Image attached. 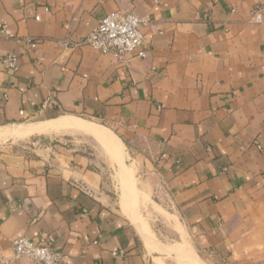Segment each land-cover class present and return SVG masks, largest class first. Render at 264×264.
<instances>
[{
	"label": "crops",
	"instance_id": "0c3cea01",
	"mask_svg": "<svg viewBox=\"0 0 264 264\" xmlns=\"http://www.w3.org/2000/svg\"><path fill=\"white\" fill-rule=\"evenodd\" d=\"M114 11L149 21L126 64L63 46ZM0 25L10 31H0V131L98 122L198 264H264V0H0ZM47 101L56 105L37 113ZM108 171L59 140L0 146V256L25 237L60 253L59 264H174L134 209L122 214Z\"/></svg>",
	"mask_w": 264,
	"mask_h": 264
},
{
	"label": "rangeland",
	"instance_id": "374dc122",
	"mask_svg": "<svg viewBox=\"0 0 264 264\" xmlns=\"http://www.w3.org/2000/svg\"><path fill=\"white\" fill-rule=\"evenodd\" d=\"M97 125H101L96 121L90 119H83ZM39 120L25 122L24 124L35 123ZM33 137H39L46 140H59L65 142L67 146L72 145L73 148H80L84 150L90 157L100 165V168L108 169L107 177L110 183H113L116 197L120 205L122 214L123 210L134 209L148 226L150 232L153 234L154 240L164 245L166 248L160 250L166 252L172 259L174 264H198L201 262L194 252L192 242L187 238L180 224L173 222L169 212L157 205L156 199L151 198L142 185L140 174L135 167V162L131 156L124 150L123 164L120 167V162L115 161L108 153L107 142H99L91 137L83 134L75 133H59V134H34L24 139L14 138L5 142H0V146H4L11 142L24 143ZM125 163V164H124ZM132 169L133 187L135 190V198L132 195L127 196L123 191V182L127 170ZM107 171V170H106ZM173 233H178L179 238L175 237ZM200 256V255H199ZM201 260L202 257L200 256ZM197 260V261H196Z\"/></svg>",
	"mask_w": 264,
	"mask_h": 264
},
{
	"label": "built area",
	"instance_id": "2783aa9c",
	"mask_svg": "<svg viewBox=\"0 0 264 264\" xmlns=\"http://www.w3.org/2000/svg\"><path fill=\"white\" fill-rule=\"evenodd\" d=\"M35 20H39L35 17ZM253 23L261 22V15L256 12L251 17ZM149 27L147 17H139L134 13H123L114 11L101 18L94 29L80 42L71 44L63 41V46L74 47L79 45H87L100 55H112L121 64L128 62V56L138 50L144 40V30ZM0 31L6 36L10 35V31L3 25H0ZM29 42L30 39H29ZM38 42L31 43V47H36ZM139 57L144 58V53H139ZM4 62L11 68L16 65V57L7 56ZM52 101L43 102L37 113H43L47 110ZM56 105V104H55ZM20 115L23 112L19 113ZM82 215H87V211L83 210ZM12 255L9 258L0 256V261L6 263L18 259H27L32 264H59L61 255L48 246H38L25 237H17L11 241Z\"/></svg>",
	"mask_w": 264,
	"mask_h": 264
},
{
	"label": "bare ground",
	"instance_id": "6f19581e",
	"mask_svg": "<svg viewBox=\"0 0 264 264\" xmlns=\"http://www.w3.org/2000/svg\"><path fill=\"white\" fill-rule=\"evenodd\" d=\"M59 133H75L83 134L91 137L99 142H107L108 153L120 162V167L123 164V145L119 139L105 129L103 126L94 124L89 121H85L75 117H62L51 121L37 123L31 126H12L0 131V141H4L9 138L24 139L34 134H59ZM133 174L132 169L127 170L126 176L123 182V191L129 196L132 195L135 198V190L133 187ZM130 197V196H129ZM175 219V218H174ZM135 223L144 234L151 235L148 226L145 222L137 216Z\"/></svg>",
	"mask_w": 264,
	"mask_h": 264
}]
</instances>
